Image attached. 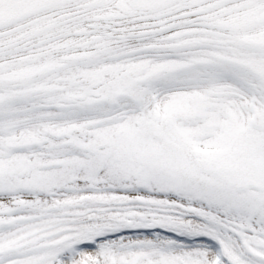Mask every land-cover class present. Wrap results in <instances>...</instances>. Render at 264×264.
<instances>
[{
    "label": "snow or ice",
    "instance_id": "snow-or-ice-1",
    "mask_svg": "<svg viewBox=\"0 0 264 264\" xmlns=\"http://www.w3.org/2000/svg\"><path fill=\"white\" fill-rule=\"evenodd\" d=\"M0 264H264V0H0Z\"/></svg>",
    "mask_w": 264,
    "mask_h": 264
}]
</instances>
